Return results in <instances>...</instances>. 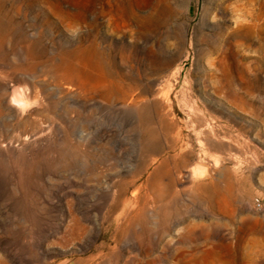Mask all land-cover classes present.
Returning <instances> with one entry per match:
<instances>
[{
    "label": "rangeland",
    "instance_id": "obj_1",
    "mask_svg": "<svg viewBox=\"0 0 264 264\" xmlns=\"http://www.w3.org/2000/svg\"><path fill=\"white\" fill-rule=\"evenodd\" d=\"M258 197L264 0H0V264H264Z\"/></svg>",
    "mask_w": 264,
    "mask_h": 264
},
{
    "label": "water",
    "instance_id": "obj_2",
    "mask_svg": "<svg viewBox=\"0 0 264 264\" xmlns=\"http://www.w3.org/2000/svg\"><path fill=\"white\" fill-rule=\"evenodd\" d=\"M13 88H15V89L17 88V89H16V90H17V95H16V96H13V95L11 94V90H12ZM18 92L22 93V96H21L20 93H18ZM14 97H15V98H14ZM10 100H11V102H12L14 105H16V106L19 107V108H25V107H27V106L30 105V99H29V97H28V95H27L25 89H24L23 86L20 85V84H15V85H13V86L10 88ZM203 166H204V165H203ZM203 168H204V169H196V170H202V171L206 170V166H204ZM194 169H195V168H194Z\"/></svg>",
    "mask_w": 264,
    "mask_h": 264
},
{
    "label": "built area",
    "instance_id": "obj_3",
    "mask_svg": "<svg viewBox=\"0 0 264 264\" xmlns=\"http://www.w3.org/2000/svg\"><path fill=\"white\" fill-rule=\"evenodd\" d=\"M256 210L260 213H264V197H258L254 201Z\"/></svg>",
    "mask_w": 264,
    "mask_h": 264
},
{
    "label": "bare ground",
    "instance_id": "obj_4",
    "mask_svg": "<svg viewBox=\"0 0 264 264\" xmlns=\"http://www.w3.org/2000/svg\"><path fill=\"white\" fill-rule=\"evenodd\" d=\"M17 89V88H16ZM15 88H13V96H16L17 95V90H16ZM18 93H20V92H18ZM22 93H20V95H21ZM15 98V97H14ZM201 168V167H200ZM203 168V167H202ZM201 168V169H202Z\"/></svg>",
    "mask_w": 264,
    "mask_h": 264
}]
</instances>
